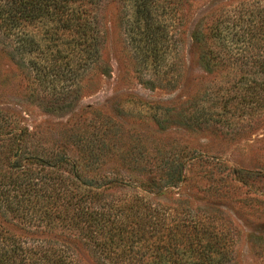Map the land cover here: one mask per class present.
<instances>
[{
	"label": "trees",
	"instance_id": "obj_1",
	"mask_svg": "<svg viewBox=\"0 0 264 264\" xmlns=\"http://www.w3.org/2000/svg\"><path fill=\"white\" fill-rule=\"evenodd\" d=\"M103 1L0 0V56L21 72L28 68L30 97L42 105L48 98V111L70 107L85 75L102 67ZM128 1L135 34L146 43L145 61H161L171 7L182 0ZM191 35L205 71L228 68L233 80L209 108L199 104L181 116L199 125L213 117L214 105L234 103L251 120L263 117L264 0L221 2L198 19ZM156 105L158 124L174 116V107ZM6 113L0 111V264H87L81 249L95 264H234L231 218H218L187 198L166 204L141 195L159 198L186 181L188 164L208 158L185 148L163 156L161 144L152 150L149 166L133 168L142 180L118 172L101 176L97 158L120 136L102 138L86 155L74 156L68 148L74 136L49 142L28 126L12 124ZM227 173L237 188L264 176L237 168ZM126 187L135 194L119 195ZM255 193V200L264 195ZM250 238L264 248L262 236Z\"/></svg>",
	"mask_w": 264,
	"mask_h": 264
},
{
	"label": "rangeland",
	"instance_id": "obj_2",
	"mask_svg": "<svg viewBox=\"0 0 264 264\" xmlns=\"http://www.w3.org/2000/svg\"><path fill=\"white\" fill-rule=\"evenodd\" d=\"M221 2L230 0H182L173 5V16L167 22L170 36L159 47L162 60L151 62L148 58L146 62V43L135 34L138 27L133 22L130 2L104 0L100 9L104 32L102 67L85 75L79 93L69 98L72 105L48 111V98L42 105L30 97L28 68L21 72L1 55L0 111L8 112L15 126H28L32 132L49 138V142L62 144L65 137L74 136L69 139L73 145L68 146L74 156L86 155L102 138L120 136L110 149L102 148L97 158L101 176L118 172L124 178L142 180L143 175L133 168L149 166L152 150L161 144L165 146L163 156L169 151L173 156L185 148L208 158L188 164L186 181L159 198L143 191L141 195L166 204L187 198L218 218H231L234 264H264V248L250 240L255 233L263 237L264 245V195L254 199L255 192H264V176L251 178L253 185L238 188L236 182L225 178L229 168L264 175V116L256 115L251 120L236 112L234 103L227 107L218 103L212 107L213 117L199 125L183 117L196 112L199 104L209 108L213 99L232 85L233 71H205L192 43L191 34L198 19L216 11ZM156 104L174 107V116L158 124L154 118L159 107ZM4 120L10 123V119ZM126 190V194L119 195L135 194L130 187ZM81 250L83 260L95 264Z\"/></svg>",
	"mask_w": 264,
	"mask_h": 264
}]
</instances>
